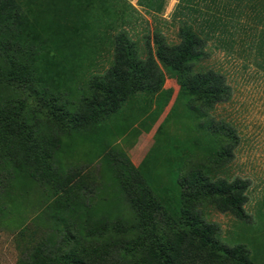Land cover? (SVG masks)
I'll use <instances>...</instances> for the list:
<instances>
[{
	"label": "trees",
	"instance_id": "obj_1",
	"mask_svg": "<svg viewBox=\"0 0 264 264\" xmlns=\"http://www.w3.org/2000/svg\"><path fill=\"white\" fill-rule=\"evenodd\" d=\"M94 4L0 0V216L5 209L21 214L30 203L37 211L14 225L17 264H257L245 246L220 242L204 210L250 220V182L224 176L237 137L211 114L231 90L213 53L264 72V0H178L171 13L177 43L157 31L139 46L121 32L110 67L80 86L83 16ZM136 4L159 14L165 0ZM161 66L196 92L187 104L204 119L198 129L216 143L218 132L225 136L215 159L194 155L185 162L178 218L122 150L79 167L67 160L81 134L96 132L131 95L160 91Z\"/></svg>",
	"mask_w": 264,
	"mask_h": 264
},
{
	"label": "rangeland",
	"instance_id": "obj_2",
	"mask_svg": "<svg viewBox=\"0 0 264 264\" xmlns=\"http://www.w3.org/2000/svg\"><path fill=\"white\" fill-rule=\"evenodd\" d=\"M100 1L101 3H99V0H95V4L89 9L87 8V16H83V19L87 20V26L83 27L84 32L82 31L80 40L87 60L81 67L76 69V72L79 71L80 75V78H78L80 86H84V83L92 77L103 74L110 67L113 56V38L121 32L126 33L139 46H141V41L143 45L146 38L152 42L153 36L157 31L162 33L170 44L178 42L177 25L171 20V13L178 0H165L163 12L159 14L139 7L136 4V0ZM209 45L210 43L207 44L208 48L213 46L212 44ZM153 52H155L154 48ZM213 55L221 57L213 62H215L214 66L222 72L229 71L230 68L243 69L244 62L237 57L231 56L234 59H230V55L224 52H214ZM161 67L164 74L169 73V75L174 77L175 74L170 69L165 66ZM248 67L250 68L246 71V75H249L250 70H254V68H251L252 64L249 63ZM238 78L240 77L237 75L227 77L229 79L228 83L230 84L232 79ZM231 84L233 85V83ZM239 84L241 87L247 86L246 81H239ZM251 84H254V82H251ZM152 97L153 95L145 92L135 95L127 103H124L121 109L115 112L116 114L105 119L96 132L82 133L77 143H75L74 154L71 157H67L70 164L68 166L79 167L87 165L97 155H102L104 152L114 149L122 150L126 154L125 148L134 142L135 135H139L144 129L147 130L160 116L164 106L167 104L168 97L165 94L158 98ZM188 101H185L186 111L193 119L194 127L199 130L197 125L201 121L203 122L204 119L202 120V118L194 115L189 110ZM132 104L135 107H132ZM152 106L154 109H152ZM212 116L214 117L216 114L213 112ZM169 118L172 117L169 116ZM220 133L218 132L219 143L215 142L214 137V142L211 140L213 143L212 147L216 151H219L224 146L225 136ZM191 136L193 135H188V138ZM186 146H190L188 139ZM203 146L198 145L197 150L193 148L191 150L190 147L189 153L184 157V164L194 155L201 156ZM184 164L172 166L169 175L163 182L165 183L163 186L169 188L165 195H168L166 199L173 210L171 211L172 214L180 211V197L177 195L179 194L178 177L185 171ZM159 170H162V167ZM224 174L225 178H231L227 168ZM143 180L150 187L144 178ZM259 186L255 190L253 187L251 188V195L246 205V211L250 215V220L247 222L235 220L228 215L217 214L209 208L204 210V218L218 225L220 230L218 239L220 242L228 247L245 246L257 264L264 262V182ZM151 190L153 189L151 188ZM153 192L156 195L154 190ZM159 192L160 190L157 191V193ZM34 196H31L32 199L30 198V200L33 201L35 199ZM35 209V206L30 203L21 209V214L11 213L9 209H5L4 214L0 216V264H17L19 253L14 240L16 233L14 225H16L21 216L28 217L27 221L34 219L37 214ZM171 213L169 212V214Z\"/></svg>",
	"mask_w": 264,
	"mask_h": 264
},
{
	"label": "crops",
	"instance_id": "obj_3",
	"mask_svg": "<svg viewBox=\"0 0 264 264\" xmlns=\"http://www.w3.org/2000/svg\"><path fill=\"white\" fill-rule=\"evenodd\" d=\"M247 70L230 68L224 72L226 78L233 75L240 78L232 79L233 85L228 83L231 89L229 99L215 106L212 115L214 112L215 121L224 125L237 137L233 159L226 168L231 178L239 177L250 182L249 200L251 188L255 190L264 182V72L254 69L246 75ZM227 80L229 82V79ZM239 81H246L247 86L241 87ZM141 93L143 92L131 95L125 103ZM163 94L168 97V101L160 116L147 130L144 129L139 135H135L134 142L125 149L138 173L149 183L160 202L171 213L173 210L166 199L168 195H165L169 188L163 186L171 167L175 164H184V157L189 153L190 147L191 150L192 148L197 150L198 145H204L201 156L207 159H215L218 151L212 147L213 134L210 131L197 130L193 125V119L186 111L185 103L195 97L196 92L177 85L175 78L167 73L162 89L151 95L152 98H158ZM132 107L135 106L132 104ZM188 135L193 136L188 138ZM187 139L190 144L188 147ZM161 167L162 170H159ZM178 193L177 195L181 197L180 186ZM179 204L181 206V202ZM172 216L179 217L180 211Z\"/></svg>",
	"mask_w": 264,
	"mask_h": 264
}]
</instances>
